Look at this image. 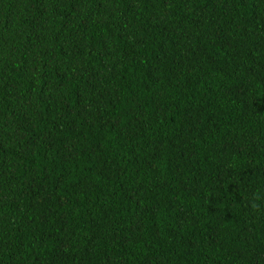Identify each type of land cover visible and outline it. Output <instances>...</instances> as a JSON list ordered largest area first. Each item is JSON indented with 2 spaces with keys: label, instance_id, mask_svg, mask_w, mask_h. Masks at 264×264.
<instances>
[{
  "label": "trees",
  "instance_id": "obj_1",
  "mask_svg": "<svg viewBox=\"0 0 264 264\" xmlns=\"http://www.w3.org/2000/svg\"><path fill=\"white\" fill-rule=\"evenodd\" d=\"M0 264H264V0H0Z\"/></svg>",
  "mask_w": 264,
  "mask_h": 264
}]
</instances>
